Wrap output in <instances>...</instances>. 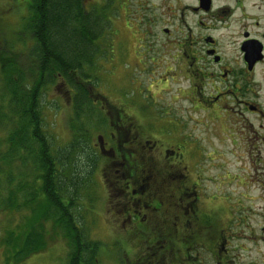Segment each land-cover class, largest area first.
<instances>
[{"label": "flooded vegetation", "instance_id": "1", "mask_svg": "<svg viewBox=\"0 0 264 264\" xmlns=\"http://www.w3.org/2000/svg\"><path fill=\"white\" fill-rule=\"evenodd\" d=\"M141 1L146 37H151L146 26L159 24L162 47H175V65L165 69L187 71L194 94L204 89V83L210 84L209 101L194 95L202 111L224 114L238 128L245 121L251 130L248 115L264 122V0ZM8 4L0 0V72L7 69L9 55L7 10L20 8L14 2L10 8ZM16 52L22 55L23 49ZM62 85L69 111L67 144L75 133L73 123L76 127L72 121L75 92L67 83ZM90 95L99 113L89 115L93 129L84 133L90 139L84 141L80 160L94 181L91 198L98 190L101 194L90 205V193L82 202L81 229H96L99 222L101 232L110 239L101 248L111 242L109 247L119 257L124 254L128 264H258L251 252L260 237L251 222L263 215L226 207L230 195L218 198L214 192L198 189L200 159L207 161L210 155L189 136L186 120L178 119V129L171 133L177 136L172 139L170 134L163 135L170 133L161 125L163 121L156 125L153 116H147L143 122L153 123L147 127L119 99L109 103L93 90ZM183 97L194 103L193 97ZM1 110L5 112V104ZM262 122L254 127L255 139ZM7 137L4 126L0 129L1 164L5 163ZM249 180L260 197H238L264 199L263 173ZM259 230L264 232V226Z\"/></svg>", "mask_w": 264, "mask_h": 264}, {"label": "rangeland", "instance_id": "2", "mask_svg": "<svg viewBox=\"0 0 264 264\" xmlns=\"http://www.w3.org/2000/svg\"><path fill=\"white\" fill-rule=\"evenodd\" d=\"M83 0L86 7L95 4L102 7L106 3L105 11L108 19V25L105 26V35L100 41L98 56H95V68L90 73V89L94 93H101L107 100L115 102L119 99L121 103L128 105V111L136 114V117L143 120L147 116H153L156 125L160 121L170 131L163 135H169L175 139L177 135L171 134L178 129V119L183 117L186 120L185 129H190L189 136L205 148L210 159L207 161L200 159L197 175L199 178L198 189H206L208 192H214L215 196L222 198L224 195H230L225 200L226 207L243 208L263 215V218H256L251 222L252 227H257V237L260 240L255 244L252 250L253 258H258V264H264V232L259 230L264 226V199L251 201L242 195H261V192L250 185L249 179L264 176V122L257 119L254 115H248V121L252 123L246 127V122L241 123L238 128L236 122L226 119L224 114H210L208 111H202L201 106L196 102L195 96L210 100L208 97L212 88L210 84L204 83V89H200L198 94H194L195 89L191 87L190 81L186 79L189 73L181 72L180 69H165L175 65L172 60L175 47L168 46L165 50L162 46L163 38L160 36V25L151 24L146 26L151 37L147 38L144 31L145 10L141 0ZM19 4V10L12 7V3ZM7 10L8 25L7 38L9 45V55L6 66L15 61L23 67H27L31 61L30 51L27 46L31 45L30 33L28 31L26 6L27 0H8ZM14 8V9H13ZM23 36V43L20 39ZM171 39H174L171 38ZM175 40V39H174ZM23 53L18 54L16 51ZM7 57V58H8ZM10 59H14L11 62ZM185 70V69H184ZM217 87V84H215ZM65 86L57 78L53 85H49L47 91L43 92L41 100V112L43 118V127L48 136V140L53 146L65 144L67 137L65 130L68 126V106L65 98ZM193 97L194 103L187 97ZM195 95V96H194ZM92 99V97H91ZM207 103V102H206ZM208 104V103H207ZM94 108V107H93ZM90 112L93 115L98 114L97 109ZM150 116V119H152ZM263 123V127L258 132V138H253L254 127ZM92 122H85L86 128H90ZM147 127H153V123L145 124ZM161 130V129H160ZM233 180L234 182L228 183ZM98 190L96 195L91 198L92 193L88 195V203L91 204L100 196ZM91 198V199H90ZM241 204L242 207H236ZM89 212V211H87ZM86 213V211H85ZM92 213V212H91ZM250 216V214H248ZM88 219V217H86ZM23 214L18 218V225H10L4 221L0 223L1 233L24 227ZM80 223V221H79ZM40 227V241L45 244V249L40 253L31 254L24 257L18 264H66L70 254L69 241L62 230L57 228L52 220L45 218L43 227ZM102 226L97 222L96 229L84 232V235L90 240L100 241V251L96 264H122L127 263V257L124 254L119 257L115 253V248H110L111 242L105 248H101L103 241L110 239L101 232ZM235 243H233L234 245ZM44 247V245H43ZM110 248L112 253L107 250ZM14 264V263H13ZM128 264V263H127Z\"/></svg>", "mask_w": 264, "mask_h": 264}, {"label": "trees", "instance_id": "3", "mask_svg": "<svg viewBox=\"0 0 264 264\" xmlns=\"http://www.w3.org/2000/svg\"><path fill=\"white\" fill-rule=\"evenodd\" d=\"M27 2L31 61L27 67L15 61L0 72V129L5 126L8 131L5 163L0 162V223L9 221L16 227L23 214L26 228L23 233L21 228L1 233L0 264H18L23 256L45 249L40 227H34L36 222L42 228L45 218L69 241L66 264H96L100 241L88 239L78 224L85 215L79 213L82 202L94 184L80 158L85 139H90L84 133L93 129L85 126L91 105L95 108L90 73L106 33L107 5L86 7L83 0ZM57 78L75 92L72 121L76 127L73 123L75 133L69 143L53 146L43 127L41 100Z\"/></svg>", "mask_w": 264, "mask_h": 264}]
</instances>
